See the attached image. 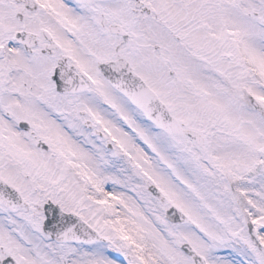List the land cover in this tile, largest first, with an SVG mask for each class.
Instances as JSON below:
<instances>
[{
  "label": "rangeland",
  "instance_id": "obj_1",
  "mask_svg": "<svg viewBox=\"0 0 264 264\" xmlns=\"http://www.w3.org/2000/svg\"><path fill=\"white\" fill-rule=\"evenodd\" d=\"M8 1L0 0V25L12 20ZM67 8L62 14L103 44L114 40L96 37L97 23L132 26L144 77L207 143L200 148L164 135L109 87L103 94L115 110L95 112L105 120L96 126L104 136L89 139L75 122L83 117L75 97L37 86L35 139L0 140V175L31 203L14 211L0 205V264L9 255L20 264H197L185 243L207 264H264V174L254 168L264 163V0H114ZM48 201L78 213L106 241L55 242L43 229ZM174 205L192 223L170 222L166 211Z\"/></svg>",
  "mask_w": 264,
  "mask_h": 264
},
{
  "label": "flooded vegetation",
  "instance_id": "obj_2",
  "mask_svg": "<svg viewBox=\"0 0 264 264\" xmlns=\"http://www.w3.org/2000/svg\"><path fill=\"white\" fill-rule=\"evenodd\" d=\"M8 2L12 6L13 15L10 13L12 20L9 19L0 25V140L13 137L15 139L12 142L20 137L27 140L35 139L36 113L32 103L36 99H33L32 95L37 86L39 89H47V85L49 89L59 94V97L61 95L75 97L72 101L78 103L80 107L78 114L83 116H79L78 121L75 119L82 129L81 134L89 139L102 138L104 130H96V126L103 125L105 120L95 118V112L114 109L103 94L104 88L109 87L118 92L104 74L102 64L126 59L135 71L142 75L143 64L141 57L136 54L140 48L139 35L132 26L118 21L108 23L107 20L102 21V25L100 22L94 26L98 32L94 34L96 37L104 38L107 35L112 37L113 44H103L100 39L86 38L84 29L77 23V19L72 20L71 16L66 17L62 14L68 9L67 6L76 8L85 6L77 4L74 0H70V3L69 0ZM112 25H121L123 31L118 34L112 33ZM75 50L86 54L88 61L76 60ZM43 64H47L46 69H43ZM60 66L65 81L71 77L69 69H73V73L80 77L73 82L77 90H83L85 85L86 90L78 93H60L54 79ZM36 68L41 71L40 74H37ZM40 75L47 78L46 83L42 82L44 79H39ZM118 94L122 95L120 92ZM124 99L130 103L125 97ZM2 169L0 167V174Z\"/></svg>",
  "mask_w": 264,
  "mask_h": 264
},
{
  "label": "water",
  "instance_id": "obj_3",
  "mask_svg": "<svg viewBox=\"0 0 264 264\" xmlns=\"http://www.w3.org/2000/svg\"><path fill=\"white\" fill-rule=\"evenodd\" d=\"M79 3H90L94 0H76ZM116 31V29L114 28ZM130 71V70H129ZM105 73L111 83L122 91L137 107H139L146 116L156 123L160 128L169 133L180 135H189L200 144L204 139L199 133L192 130H185L181 127L179 121L173 117L167 106L160 101L157 94L137 75L132 73H120L117 70L105 68ZM58 81L59 89L62 91H74L62 81L61 70L58 69L55 75ZM74 87V86H73ZM260 172H264V165H260ZM155 194H159V189L155 186L151 188ZM0 203L9 208H18L27 206L21 193L10 186L0 178ZM47 218L44 229L51 234L58 242H95L101 240L97 231L93 230L80 216L74 213L65 212L60 205L53 202L45 205ZM167 218L172 222L186 224L191 221L190 217L177 207H171L167 211ZM250 232L256 241H259L258 231L253 224H250ZM184 249L193 255L198 264H206L205 259L196 253L189 245L185 244ZM3 264H18L12 258H7Z\"/></svg>",
  "mask_w": 264,
  "mask_h": 264
},
{
  "label": "bare ground",
  "instance_id": "obj_4",
  "mask_svg": "<svg viewBox=\"0 0 264 264\" xmlns=\"http://www.w3.org/2000/svg\"><path fill=\"white\" fill-rule=\"evenodd\" d=\"M227 264H230L229 262H226Z\"/></svg>",
  "mask_w": 264,
  "mask_h": 264
}]
</instances>
